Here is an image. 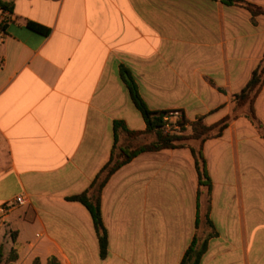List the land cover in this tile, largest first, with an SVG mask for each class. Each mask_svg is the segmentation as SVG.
Masks as SVG:
<instances>
[{
	"label": "crops",
	"instance_id": "crops-1",
	"mask_svg": "<svg viewBox=\"0 0 264 264\" xmlns=\"http://www.w3.org/2000/svg\"><path fill=\"white\" fill-rule=\"evenodd\" d=\"M3 1L12 12L0 9V205L27 200L0 220L4 257L14 245L12 264H182L197 237L200 264H264V136L236 100L264 67V14L218 0ZM122 66L151 111L229 121L220 136L142 152L110 177L102 256L90 212L68 199L110 160L114 122L146 130ZM253 111L264 127V84Z\"/></svg>",
	"mask_w": 264,
	"mask_h": 264
},
{
	"label": "trees",
	"instance_id": "trees-1",
	"mask_svg": "<svg viewBox=\"0 0 264 264\" xmlns=\"http://www.w3.org/2000/svg\"><path fill=\"white\" fill-rule=\"evenodd\" d=\"M217 1V0H214ZM225 5L242 6L248 9L253 15L264 14V9L259 8L253 4L247 3L243 0H218ZM0 9L3 11L12 12V5L0 0ZM26 27L38 34L43 36L50 35V29L45 28L37 23L28 21ZM0 28H4L0 25ZM120 77L126 85L130 98L134 105L141 113L142 117L146 122V130L143 132H131L126 129L123 122H114L113 130L115 136L114 148L108 163L95 177L90 187L80 195L69 198V201L80 202L90 212L96 232L98 234L102 256H104L107 246V234L104 228L101 210H100V199L101 192L110 177L121 167L129 163L135 156L146 151H159L163 149H173L189 146L192 142L203 143L205 140L220 136L223 130L227 127L229 119L222 120L215 126L208 127L202 119H198L196 122L189 123L184 116H181L180 125L183 127L182 132L185 131L187 124L191 127V133L189 135H178L168 134L163 129V117L171 112H153L151 111L142 96L139 93L138 86L131 74V72L125 67L120 68ZM264 84V67L259 71L255 72L243 90L242 94L236 96L238 106H246L249 110V116L253 123L260 130L264 136V127L254 116L253 102L255 101L258 93L260 92ZM144 135H152L154 141L147 143L137 148L122 147L119 145V139L121 137H128L131 139L138 138ZM196 159V167L200 175V185L209 187L210 180L205 172L204 159L201 155V151L192 150ZM206 243L200 241L197 237L194 238L192 244L186 251L182 264H200V259L205 252ZM18 260V248L12 246L8 256L5 258L2 250H0V264H12ZM33 264H40L39 260H35ZM47 264H58L57 260L50 258Z\"/></svg>",
	"mask_w": 264,
	"mask_h": 264
},
{
	"label": "built area",
	"instance_id": "built-area-1",
	"mask_svg": "<svg viewBox=\"0 0 264 264\" xmlns=\"http://www.w3.org/2000/svg\"><path fill=\"white\" fill-rule=\"evenodd\" d=\"M181 115L179 112H171L163 117V129L168 134H181L182 126L180 125ZM26 197L19 195L12 202L0 205V220L8 216V214L19 206L26 204Z\"/></svg>",
	"mask_w": 264,
	"mask_h": 264
},
{
	"label": "rangeland",
	"instance_id": "rangeland-1",
	"mask_svg": "<svg viewBox=\"0 0 264 264\" xmlns=\"http://www.w3.org/2000/svg\"><path fill=\"white\" fill-rule=\"evenodd\" d=\"M190 133H191V128H190V132L183 131L181 134L178 135H189Z\"/></svg>",
	"mask_w": 264,
	"mask_h": 264
}]
</instances>
